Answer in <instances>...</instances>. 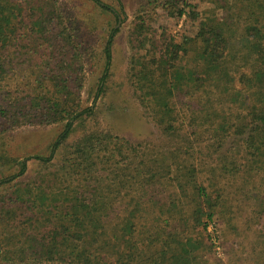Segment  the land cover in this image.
<instances>
[{"label": "trees", "instance_id": "obj_1", "mask_svg": "<svg viewBox=\"0 0 264 264\" xmlns=\"http://www.w3.org/2000/svg\"><path fill=\"white\" fill-rule=\"evenodd\" d=\"M92 1L118 19L123 12L120 0V9ZM191 1L163 6L194 23V36L163 35L152 52L146 22L133 30L132 44L146 55L134 57L132 83L147 111L153 102L162 140L133 142L98 130L70 144L78 125L96 115L82 105L83 61L72 24L53 9L55 0H0L1 134L23 124H64L48 156L26 157L0 178L12 191L0 201V264H203L214 217L229 215L245 196L255 203L254 219L262 218L264 193L252 179L264 175V0H211L206 12ZM55 22L59 30L50 36ZM118 31L105 41L95 99L110 75ZM45 44L52 49L41 52ZM56 46L70 61L55 57ZM16 159L0 152L5 166ZM30 160L55 169L38 187H18ZM207 162L227 180L214 195L197 183ZM167 186L176 191L163 195ZM27 206L35 213L19 219ZM259 239L264 245V235Z\"/></svg>", "mask_w": 264, "mask_h": 264}, {"label": "rangeland", "instance_id": "obj_2", "mask_svg": "<svg viewBox=\"0 0 264 264\" xmlns=\"http://www.w3.org/2000/svg\"><path fill=\"white\" fill-rule=\"evenodd\" d=\"M34 1L37 3L38 0ZM103 1L116 9H120L118 0ZM120 1L123 5V12L118 19L111 13L100 10L92 0H55L53 9H58V13L64 18L67 25L72 24L71 27L77 39L75 43L82 56L83 63L80 72L83 78L82 105L83 107L94 106L96 113L94 118H89L82 125H78L75 133L68 140L70 144L84 132L98 130L110 132L133 142L144 141L156 144L162 140L160 130L153 120L154 112L150 110L153 102H149L150 108L147 111L141 103V91L137 90L132 83L131 73H133L134 57H136L135 60L142 62L144 55H146L145 49L139 50L137 46L132 44V41L135 40L133 30L139 22H146L148 33L145 43L147 49L154 52V47L161 45L160 39L164 37L163 35L174 37L180 41L184 34L194 36L196 25L186 17H180L177 14L170 15L163 6L165 0ZM191 3L202 12L214 9L211 0H193ZM26 11L24 15L28 21L30 12ZM113 28H118L119 31L113 43V62L110 75L105 82L103 93L95 99L104 67L102 51ZM52 29L55 32L50 36L59 30L57 22L52 26ZM51 40L49 41L51 42ZM135 45H137L136 42ZM46 46L50 47L49 50L52 49V45L45 44L41 48V52ZM55 50H57V54H55L57 59L64 57L66 61H70V52H66L67 55L62 56L60 46H56ZM156 53L159 55V52L156 51ZM142 55L143 57H141ZM51 94L53 96L54 92ZM54 97L56 96L54 95ZM177 100V106L180 109V97H177ZM63 128V123L51 125L23 124L3 134L0 132V152L8 150L11 156L17 158L16 165L12 168L0 162V178L15 171L14 169H19V162L26 157L31 155L48 156L52 144L62 133ZM55 162H59V158ZM214 167V164L211 165L210 162H207L203 172L197 173V183L207 187L213 195L216 191H221L227 181L221 176L219 168L215 169ZM54 169L55 167L43 165L37 160H30L27 175L19 180L18 187L22 185L26 187L28 184L38 187L36 182L40 183L41 176ZM263 179L264 175H260V177L255 176L252 180L256 188L264 193ZM167 187L166 191L163 189V195L168 194L170 190L176 191L172 186ZM9 192H12L10 186L0 187V201ZM36 193L37 191L34 194ZM51 196L52 194L49 192V197ZM240 199L242 201L237 200L233 203L234 209L229 212V215L227 212L225 217L220 215V218L214 217L209 222L204 235L212 249L200 252L201 260H204L203 264H218V262L221 264H264V245L258 242L262 240L259 238L264 235V214L259 221L255 220V203L247 201L245 196ZM189 202L192 203L191 198ZM31 205L30 203L29 206ZM192 206L193 203L188 209H191ZM33 209V207H24L22 209L23 215L19 219L22 220L34 214ZM2 228L0 225V239H3L5 233ZM253 243L257 246L255 250Z\"/></svg>", "mask_w": 264, "mask_h": 264}]
</instances>
